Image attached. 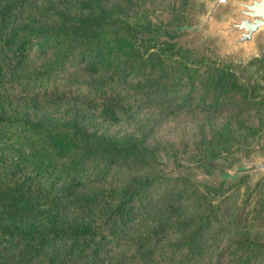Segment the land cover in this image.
<instances>
[{
    "label": "trees",
    "instance_id": "1",
    "mask_svg": "<svg viewBox=\"0 0 264 264\" xmlns=\"http://www.w3.org/2000/svg\"><path fill=\"white\" fill-rule=\"evenodd\" d=\"M36 3L0 0V84L5 90L42 89L61 78L65 87L89 92L115 88L131 77H145L136 80L137 89L124 95V102L143 104L155 95L182 90L187 95L176 107L185 109H219L234 103L247 108L264 102L263 94L239 82L225 65L204 55L189 59L192 50L174 48L173 43L160 39L157 30L168 23H159V19L144 16L138 22L124 9L102 12L99 5L85 14L70 12L61 0ZM184 3L179 0L180 6ZM32 51L36 56L49 55L29 67ZM77 63L98 67L105 75L90 79L59 75ZM209 144L203 142L197 158L218 155V149ZM158 164L154 149L130 135L115 140L87 131L73 118L33 119L0 111V195L9 200L55 193L64 204L91 211L78 219L47 214L26 219L18 209L6 217L0 215V264H131L133 254L115 252L129 243L120 232L124 223L154 217L163 222L165 216L177 215L181 202L206 198L216 188L163 173ZM130 171L145 172L118 187L89 186L91 181L119 179ZM209 210L198 216L191 236L209 224ZM188 222H163L151 234L159 238ZM179 245L175 243L174 249ZM234 258L240 264H251L257 258L264 261V249H235L229 259Z\"/></svg>",
    "mask_w": 264,
    "mask_h": 264
},
{
    "label": "rangeland",
    "instance_id": "2",
    "mask_svg": "<svg viewBox=\"0 0 264 264\" xmlns=\"http://www.w3.org/2000/svg\"><path fill=\"white\" fill-rule=\"evenodd\" d=\"M36 1V4H41L46 0ZM61 2L69 6L65 7L70 12L76 10L83 14L98 5L102 12L116 8L124 9L123 11L131 17L139 20L138 22L145 16L152 20L159 19V23L169 24L184 16L182 12L177 11L183 5L180 6L179 0H61ZM144 9V14H140ZM165 33L158 37L170 42L166 38L172 36ZM48 55L49 52L36 56L32 51L27 64L29 67L37 65ZM189 55L190 53L189 59L196 58H190ZM202 55L211 59L207 47ZM211 60L216 64L225 65L236 75L239 82L251 84L255 92L264 95L261 91L264 89V47L260 55L253 56L243 63L234 60L229 62ZM59 75L65 78L90 79L103 77L105 72L90 64L77 63L66 66ZM144 78L131 77L115 88L93 89L89 92L82 88L65 87L66 84L61 78L56 79L55 84L49 87L28 89L24 92L8 91L0 84V111L10 114L23 113L33 119L46 116L56 119L73 118L87 131L110 136L115 140L130 135L154 149L159 161L158 168L163 173L172 176L182 175L209 188L216 187L213 195L209 194L208 197L201 199H186L180 203L176 216H165L164 223L189 222L186 227L168 230L159 238L151 234L154 227L163 223L155 217L133 219L124 223L120 227V232L129 238V243L118 247L115 252L127 251L133 254L135 257L131 264L142 262L240 264L239 257V260L229 259L233 250L264 249V176L252 188L248 184L247 175H242L225 189L222 188V184L211 187L200 181L208 179L212 172L202 160L223 158L231 164L237 159L234 153L240 149L244 150L245 154L261 150L264 147V144H260L261 135L264 133L263 100L247 108H240V105L234 103L219 109H185L183 106L176 107L187 95L186 90H182L176 94L166 92L155 95L143 104L124 102L122 97L137 89L135 84ZM207 141L210 147L218 149V155L197 158L203 142ZM163 149L165 153L162 152ZM144 172L130 171L124 177L113 180L101 178L91 181L89 186L109 184L118 187L131 177ZM61 201L55 193L27 194L19 199L9 200L0 195V215L6 217L18 209L26 215V219L37 220L45 214L47 217L67 216L78 219L91 213L72 208ZM207 208L212 209L209 224L191 236L190 230L198 216L209 210ZM175 243L180 244L176 250ZM251 264H264V261L257 258Z\"/></svg>",
    "mask_w": 264,
    "mask_h": 264
},
{
    "label": "water",
    "instance_id": "3",
    "mask_svg": "<svg viewBox=\"0 0 264 264\" xmlns=\"http://www.w3.org/2000/svg\"><path fill=\"white\" fill-rule=\"evenodd\" d=\"M177 11L183 18L160 25L159 36L174 43V48L193 50L190 58L201 57L205 47L214 61L243 63L260 55L264 47V0H186ZM264 93V89L261 90ZM260 144H264V133ZM237 159L229 164L223 158L203 159L212 170L208 179L200 181L209 186L222 184L225 189L242 175L248 176V184H254L264 176V147L245 154L240 149Z\"/></svg>",
    "mask_w": 264,
    "mask_h": 264
}]
</instances>
